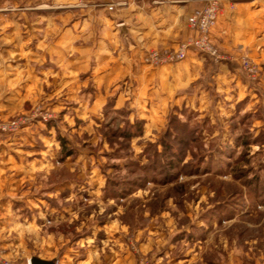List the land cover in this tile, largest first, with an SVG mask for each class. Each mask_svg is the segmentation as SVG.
Listing matches in <instances>:
<instances>
[{
	"label": "rangeland",
	"instance_id": "374dc122",
	"mask_svg": "<svg viewBox=\"0 0 264 264\" xmlns=\"http://www.w3.org/2000/svg\"><path fill=\"white\" fill-rule=\"evenodd\" d=\"M115 2L0 1V264H264V7L246 49L154 60L188 10L151 45Z\"/></svg>",
	"mask_w": 264,
	"mask_h": 264
},
{
	"label": "crops",
	"instance_id": "0c3cea01",
	"mask_svg": "<svg viewBox=\"0 0 264 264\" xmlns=\"http://www.w3.org/2000/svg\"><path fill=\"white\" fill-rule=\"evenodd\" d=\"M1 3L6 4L10 0H0ZM24 5L31 4L35 8L45 6L63 7L69 4L78 2L79 0H21ZM98 3L99 6H105L107 0H88ZM200 0H116L115 3L127 4V7L121 11V15L125 14L129 16L130 21L140 22L145 24V28L136 27L135 32H139V29H144V37L149 39L151 45H155V42L162 41V43L168 44L171 40L177 39L179 36L186 34L185 26L183 32L179 31L178 24L183 23L185 20L181 17V14L187 12L188 16L197 8L201 7L198 4ZM262 0H254L243 2L242 6L237 12L227 11L225 17L220 16L218 25L215 28V34L217 41L222 42L223 38H226L227 45L233 49L237 42L243 44L244 49L247 45L253 41V37L259 33V29L262 28L260 15L263 14ZM257 3H260L257 5ZM113 15H118L113 13ZM104 16V15H103ZM49 19L58 20V16H44ZM56 17V18H55ZM32 17L22 16L23 22H30ZM100 19V16L99 18ZM221 19V20H220ZM38 21V20H37ZM189 35L193 34V30L189 27ZM136 36V35H135ZM138 37V36H136ZM264 37V36H263ZM262 37V38H263ZM230 41V42H229ZM218 42V43H219ZM193 52V51H189ZM189 54V53H188Z\"/></svg>",
	"mask_w": 264,
	"mask_h": 264
},
{
	"label": "built area",
	"instance_id": "2783aa9c",
	"mask_svg": "<svg viewBox=\"0 0 264 264\" xmlns=\"http://www.w3.org/2000/svg\"><path fill=\"white\" fill-rule=\"evenodd\" d=\"M221 10V0H206L203 6L195 9L188 17V24L193 30L191 38L182 42L176 50L154 51L151 59L164 57L167 60H181L187 57L191 49L218 55V49L213 43V30L217 26Z\"/></svg>",
	"mask_w": 264,
	"mask_h": 264
},
{
	"label": "water",
	"instance_id": "95a60500",
	"mask_svg": "<svg viewBox=\"0 0 264 264\" xmlns=\"http://www.w3.org/2000/svg\"><path fill=\"white\" fill-rule=\"evenodd\" d=\"M31 264H57L55 260H47L38 256H33L30 260Z\"/></svg>",
	"mask_w": 264,
	"mask_h": 264
}]
</instances>
